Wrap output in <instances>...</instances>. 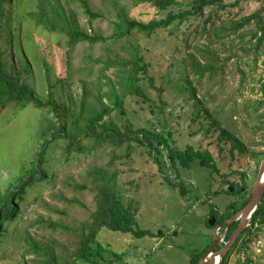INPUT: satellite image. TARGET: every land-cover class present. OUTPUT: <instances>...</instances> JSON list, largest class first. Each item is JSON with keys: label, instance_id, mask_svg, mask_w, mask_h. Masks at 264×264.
<instances>
[{"label": "rangeland", "instance_id": "374dc122", "mask_svg": "<svg viewBox=\"0 0 264 264\" xmlns=\"http://www.w3.org/2000/svg\"><path fill=\"white\" fill-rule=\"evenodd\" d=\"M86 1L97 17L85 13L82 0H20L23 11L36 13L34 19L28 16L22 21L20 32L28 34L22 37L21 46L32 71V79L27 80H33L36 93L46 96L48 77H58L63 81L57 98L71 111L79 108L84 97L86 105H96L98 95L110 88L105 76L120 91L118 66L108 60L125 61L136 49L149 64L148 75L160 90L141 82L152 101L131 92L125 98V117H115V111L105 117L120 126L126 119L137 126L149 118L150 128L156 131L161 130L158 120L165 121L172 147L190 144L208 149L219 170L200 166L198 161L184 168L171 162L168 148L151 150L146 141L127 140L119 147L102 145L95 155H74L69 162L57 152L50 158L64 162L56 165L48 184H37V192L25 193L26 198L19 203L22 216L18 227H11V239L0 248V264H190L197 253L212 244L211 212L219 216L228 203L238 200L240 195L234 194V189L242 188V196H250L264 160V41L259 42L264 0H239L235 5L231 4L236 0H223L225 8L209 6L202 15L176 21L150 35L138 32L119 40L111 37L118 12L147 22L184 9L192 0H174L166 9L141 0ZM57 14L62 20L73 18L82 30L104 39L69 46ZM250 14L255 17L249 23L232 29L235 22ZM48 21L57 26L53 29ZM217 28L224 30L221 37L212 34ZM0 43L7 46L3 38ZM7 51L8 61L19 69L14 45ZM191 52L209 65L202 77L190 65ZM188 83L205 108L200 117H196L193 100L183 92ZM102 98L111 103L109 97ZM12 105L9 102L0 109L4 118L0 120L1 191L16 178L22 161L34 154L35 132L42 115L32 106L13 113ZM210 116L216 121L212 126ZM222 129L245 149L235 148L231 154L232 143L219 139ZM99 169L115 176L117 193L135 212L139 227L162 233L135 237L101 227L96 234L100 255L91 262L75 254L90 229L97 187L104 181L96 173ZM230 183L234 186L228 192L225 189ZM230 225L217 230L214 250L228 240ZM247 258L251 259L249 264H264V223L244 233L221 264H247Z\"/></svg>", "mask_w": 264, "mask_h": 264}, {"label": "trees", "instance_id": "16d2710c", "mask_svg": "<svg viewBox=\"0 0 264 264\" xmlns=\"http://www.w3.org/2000/svg\"><path fill=\"white\" fill-rule=\"evenodd\" d=\"M141 1L150 2L160 9H166L174 3V0ZM238 1L236 0L231 5L237 4ZM4 4L8 6L4 8ZM82 4L85 13L90 18L98 16V13L90 9L86 0H82ZM209 6L225 8L227 4L223 0H192L189 6L184 9L176 12L169 11L164 18L151 19L147 22L127 18L123 12H118L119 21L115 22L111 37L115 40H119L120 38L127 39L138 32L150 35L158 29L167 28L176 21L180 23L191 17L202 15L205 8ZM28 16L34 19L36 13L23 11L20 0H0V38H3L7 45L4 46L0 43V109L11 102L13 103L11 107L13 113H17L19 110L29 106L42 111L35 132L36 147L34 154L22 161L19 173L11 182V185L3 191L0 190V248L11 239L13 235L11 227L13 229L18 227L17 223L22 216L19 203L26 198L25 193L27 191L37 192L38 189L35 187L37 184H48L50 177L54 175L56 165L64 162L50 158L57 152L68 161L74 155H95L97 147L102 145L119 147L127 140L135 141L139 144H143L146 141L151 150H157L160 146L168 148V156L171 162L178 163L184 168H189L193 161H198L200 166L208 167L214 171L219 170L215 159L208 149L194 148L190 144H187L185 148L172 147L169 139L171 133L170 131L165 133L167 126L165 121L158 120L161 130L156 131L154 128H150L152 123L149 118L144 121L143 125L137 126L133 122H129V119H126V123L121 125L124 128H121L112 118L107 119L105 117L111 111H115V117L117 118L122 119V116L125 117V98L131 92L142 97L143 100H149L150 98L142 89L141 82L143 85L147 83L150 87L160 90V88L154 85L153 78L148 75L149 64L144 61L136 49H132V56L125 61L119 62L117 58L108 60V62H113L118 66L120 91L118 92L111 79L105 76V83L109 84L110 88L108 91L98 95L99 97L96 98L97 107L95 104L91 106L86 105L84 97L79 108L71 111L57 98L60 84L63 80L58 77H50L49 73H47L49 76L47 79V95L42 97L37 94L33 86V80L32 82L27 80V77L32 79V71L30 63L24 54L25 51L21 46L22 37H28V34H20L22 21L27 19ZM40 17L37 20L38 23L41 21ZM253 17H255V14L244 16L241 21L234 23L232 29L235 31L239 26L249 23ZM57 18L58 20L60 19L59 27L67 35L68 44L71 47H74L81 41L95 43L104 39L101 35L90 34L82 30L73 18L62 20L60 14H57ZM48 22H50V26L53 29L57 26V24H52L54 21ZM222 28L224 29V27ZM223 29L217 28L212 34L221 37L222 33H224ZM260 30L263 31V34L259 38L261 44L264 41V26H260ZM186 42L187 40L184 43L186 44ZM10 45H14L15 47L14 54L19 63V69L14 64H11L6 56ZM189 56L190 65L198 73V76L202 77L209 70V65L199 61L193 52ZM203 57L206 60L208 59L206 55ZM262 90L264 92V83ZM99 91L98 93H100ZM183 92L187 95V99L191 98L193 100L192 105L197 109L196 117L202 116L201 110L205 108L202 106V101L195 96L194 87L188 83L184 87ZM86 94L85 90L84 95L86 96ZM102 95L109 97L111 103H105ZM162 108L163 104L160 105V109ZM206 112L210 115L208 110ZM1 119L4 118L0 116ZM5 119L7 118L5 117ZM210 119L211 126L216 124V121L211 116ZM219 139H227L232 143L231 154H233L232 151L235 148L239 151L245 149L243 144L225 129L220 131ZM96 173L104 181L97 187L96 208L92 214L90 229L84 235L75 254L77 258L94 262V258L96 259L100 255L101 248L100 245L96 244V234L101 227L129 233L135 237H154L157 233H162L161 231L155 233L139 227L135 212L122 202L117 193L115 176L112 175L110 177L102 169H99ZM233 186V183H230L225 190L229 192ZM232 192L234 194L238 193L240 198L228 203L225 211L219 216L215 215V212H211L215 217L216 224L222 223L226 218L241 209L249 199L248 195L246 197L242 196V188L234 189ZM239 202L240 205H238ZM262 223H264V193L258 208L251 217L250 225L242 231L233 247L244 233L250 232L253 225L257 224L259 227ZM236 225L237 221H234L230 225L226 234L227 238H229ZM208 248L209 245L197 253L190 264H198L199 257ZM250 262L251 259L247 258L246 263L249 264Z\"/></svg>", "mask_w": 264, "mask_h": 264}, {"label": "water", "instance_id": "95a60500", "mask_svg": "<svg viewBox=\"0 0 264 264\" xmlns=\"http://www.w3.org/2000/svg\"><path fill=\"white\" fill-rule=\"evenodd\" d=\"M232 190V187L230 188ZM264 193V160L261 162L259 171L256 177L254 184L250 189V196L247 203L235 212L233 215L226 218L222 223L215 225V217L211 216L208 220V223L213 228V241L209 248L200 256L198 264H221L227 252L236 242V239L240 236L242 231L248 226V221L252 217L255 210L258 208L261 198ZM234 221H237V225L230 234L228 240L223 246L214 250L216 248L218 237L217 230L222 227H228ZM218 256L217 261L215 262V257Z\"/></svg>", "mask_w": 264, "mask_h": 264}, {"label": "bare ground", "instance_id": "6f19581e", "mask_svg": "<svg viewBox=\"0 0 264 264\" xmlns=\"http://www.w3.org/2000/svg\"><path fill=\"white\" fill-rule=\"evenodd\" d=\"M217 259H218V256L215 257V262L217 261Z\"/></svg>", "mask_w": 264, "mask_h": 264}, {"label": "flooded vegetation", "instance_id": "af4514ba", "mask_svg": "<svg viewBox=\"0 0 264 264\" xmlns=\"http://www.w3.org/2000/svg\"><path fill=\"white\" fill-rule=\"evenodd\" d=\"M249 195H250V190H249Z\"/></svg>", "mask_w": 264, "mask_h": 264}]
</instances>
